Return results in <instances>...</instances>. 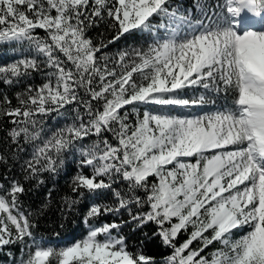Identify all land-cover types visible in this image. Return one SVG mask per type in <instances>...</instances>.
<instances>
[{"label": "snow or ice", "instance_id": "obj_1", "mask_svg": "<svg viewBox=\"0 0 264 264\" xmlns=\"http://www.w3.org/2000/svg\"><path fill=\"white\" fill-rule=\"evenodd\" d=\"M144 33L146 48L106 51ZM0 43L20 52L0 66V165L22 173L0 183L12 264H264V0H0ZM207 93L231 103L177 112L214 104ZM68 156L64 207L92 203L86 236L57 247L34 235L22 181L44 184ZM124 225L153 230L130 247ZM155 241L170 249L160 261L144 250Z\"/></svg>", "mask_w": 264, "mask_h": 264}, {"label": "trees", "instance_id": "obj_2", "mask_svg": "<svg viewBox=\"0 0 264 264\" xmlns=\"http://www.w3.org/2000/svg\"><path fill=\"white\" fill-rule=\"evenodd\" d=\"M202 3L207 5H219L223 3V0H201ZM193 3V0H174V4H180L184 7H189ZM199 15V13H195ZM104 30L103 27L100 30ZM96 31L90 33V35H95ZM163 30L160 31V35L163 36ZM43 33H41L42 35ZM153 42L152 37L147 34H137L135 37H129L128 39H121L116 45L110 46L109 53H115L118 50L132 48V47H144L146 48L148 44ZM27 54V53H25ZM20 57L19 51H13L12 45L0 43V66L12 62L14 59ZM37 83L40 82L38 77ZM204 92L203 89H198L195 92L189 91V95H199ZM210 99L215 100L214 104H206L203 107H193L190 109L177 110L180 114H189L197 112L198 115H202L206 112H215L217 110H222L225 105L231 103L230 96L225 98L224 93L219 95H213L207 93ZM15 103V101H14ZM66 122H70V117H57L56 119H49L47 121L48 128H55L62 126ZM3 133L0 132V137ZM2 147V145H0ZM31 154V148L28 149V155ZM78 157L68 156L65 160L64 167L55 176L49 173H43L41 179L44 180V184L37 186L35 181H22L25 183V187L29 188L30 191L27 192L22 198V207L25 213H32V220L36 224L33 229L34 235L37 239H42V241L51 246H65L78 239H82L86 236L88 227L84 224V215L87 212L88 207L92 203L89 200H82L80 203L76 204L70 211L64 207L63 199L64 197H74L75 194L71 192L70 181L71 177L78 170L77 167ZM90 171V169L88 170ZM7 175L9 179L15 176L17 179L22 178V173L20 171L19 165H14L12 172L8 173L4 166L0 165V183L7 187V181L3 177ZM52 191V196L50 202L47 199L48 191ZM97 203H110L111 200H99ZM48 204L45 208L44 204ZM127 213L123 215H112L106 214L100 217L98 220L93 221V224L99 226L102 223L117 222L120 223L122 220H127ZM63 224V227H61ZM153 230V226L149 225L142 230H132L131 225H124L120 233L127 237L130 247H134L139 244L140 240L143 238V232H148L149 234ZM115 234V233H114ZM183 239V237H181ZM19 245H10L3 249H0V264H12V259H19L21 253L19 251ZM144 250L148 255L154 256L157 261H160L163 257L170 253V249H166L160 245L159 241L147 242L144 245ZM210 250V249H209ZM208 251V250H206ZM11 252L10 257L8 253Z\"/></svg>", "mask_w": 264, "mask_h": 264}, {"label": "rangeland", "instance_id": "obj_3", "mask_svg": "<svg viewBox=\"0 0 264 264\" xmlns=\"http://www.w3.org/2000/svg\"><path fill=\"white\" fill-rule=\"evenodd\" d=\"M256 24H258V23H256ZM255 26L259 27L260 25L258 24V25H255ZM163 35H164V32H163ZM191 115H198V113L195 111Z\"/></svg>", "mask_w": 264, "mask_h": 264}]
</instances>
